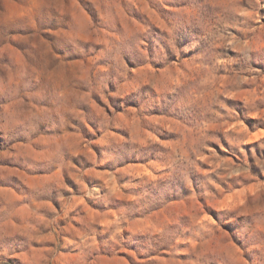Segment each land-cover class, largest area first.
Returning <instances> with one entry per match:
<instances>
[{
  "label": "clouds",
  "instance_id": "obj_1",
  "mask_svg": "<svg viewBox=\"0 0 264 264\" xmlns=\"http://www.w3.org/2000/svg\"><path fill=\"white\" fill-rule=\"evenodd\" d=\"M0 264H264V0H0Z\"/></svg>",
  "mask_w": 264,
  "mask_h": 264
},
{
  "label": "rangeland",
  "instance_id": "obj_2",
  "mask_svg": "<svg viewBox=\"0 0 264 264\" xmlns=\"http://www.w3.org/2000/svg\"><path fill=\"white\" fill-rule=\"evenodd\" d=\"M237 102H238V103H242V101H237ZM241 111H242V109H241ZM248 123H249V125L251 126V125L254 124L255 122H253V121H248ZM122 159H123V162H130V161H135L136 157H135V155H133V156H124ZM106 167H111V164L106 165Z\"/></svg>",
  "mask_w": 264,
  "mask_h": 264
}]
</instances>
